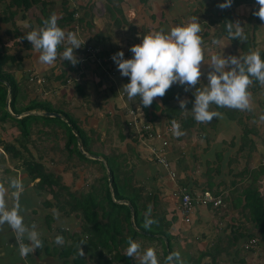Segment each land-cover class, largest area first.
<instances>
[{"label": "trees", "instance_id": "16d2710c", "mask_svg": "<svg viewBox=\"0 0 264 264\" xmlns=\"http://www.w3.org/2000/svg\"><path fill=\"white\" fill-rule=\"evenodd\" d=\"M150 1L139 0L143 4H149ZM225 2L226 0H205V2L197 4V8H195L197 11H194L197 14L193 12L192 15L194 17L199 16L198 21L200 24L206 25L207 29H212L211 33H199L202 40L208 34H212V39L218 41L226 37L229 39L232 48L230 54L234 55L239 52V56L243 57L251 51H258L261 59L264 60V52L254 49L256 46L255 32L258 24L262 22L259 17L254 15V12L259 10L258 8H252L247 19V25L251 27V31L244 28L241 36L235 35L237 31L233 19L234 8L242 5L251 6L256 4V0H232L231 7L225 9L218 7L219 4ZM62 4L60 8L61 14L56 15L53 8L54 2L46 0H0V6L2 5L0 7V31L3 29V35L11 38L9 40L12 43V45L5 44L0 36V128L5 129V124L10 123V129L13 131L15 138L14 141H17L18 144L17 149L15 145L5 140H0V148L3 152L1 156L4 159L5 154L10 161H15L14 168L22 169L27 174L26 180L34 187L37 195H47L42 201L44 208H54L63 217L74 216L79 218V230L69 233L64 229H56L57 233L51 248L45 246L48 242L47 239L40 237L43 246H45L43 252L53 255L55 258L57 257L60 261L59 264H137L136 256L132 258L126 256L125 250L128 246L127 240L129 237L136 242L137 240H147L146 242L150 241L151 243L158 242L162 248L163 262H165L166 257L170 253L175 252L172 243L174 235L171 232L174 229L177 230L178 227L175 228L174 225L180 218L178 212L173 209H162V207L160 209V194L156 187L149 185L150 189H147L144 185L145 183L142 184L143 181L135 180V173H133L135 166L129 161V155L134 156L135 153L139 157L137 155L138 152L132 147L129 149H112L113 151L100 149L105 145V141L101 140L100 129H88V131L81 120L66 111L55 108L51 102L45 99L35 97L28 99L25 103L26 98H28L27 94L13 73V70L22 69L26 57L31 55L28 52L33 50L30 42L22 39L33 29V24L29 21V26L22 28L16 24V20H24L28 17V13L37 12L38 14L31 13V16L33 15L38 28L42 27L43 21L47 20L52 14L56 15L58 26L65 33L72 31V25L76 23L82 26L81 23L84 19L81 17L76 18L80 5L78 8H72L67 1H63ZM103 5L105 12L110 14L111 22L109 21V23L111 26H117L120 29L122 21L124 24L127 23V17L121 11L113 12V7L109 6H115L114 0H104ZM229 23L233 24L232 34L228 31L227 26ZM2 25L5 27L3 28ZM145 35L146 33L142 35V38ZM103 40H106V38ZM13 45L21 48L16 54L11 51ZM66 47L68 46L63 43L58 46V55H61ZM121 50L119 47H114L108 50V54L101 53L99 58L107 60L103 62L106 68L113 62V55ZM79 51L86 53L85 48H80ZM79 51L77 50L74 53ZM21 52H25V54H21ZM130 54L129 50L125 51L124 59L129 57ZM87 57H89L88 54L82 58ZM76 58L78 62L75 66L66 60L60 62L62 68H60L58 74H55V81L65 84L67 76L69 77V74L78 71L81 57L76 56ZM98 67L99 65H96L95 68ZM105 73L107 72L105 71ZM105 73L102 72L100 77L102 78ZM251 79L252 84L248 87L249 93L260 88L264 89V84H261L254 77H251ZM93 81L95 82V80ZM123 81L127 84L130 79L124 77ZM185 87L188 86L173 84L164 97L154 98L152 105L149 107H144L138 96L130 100L125 92L122 93L130 108L137 114L140 122H157L156 124L162 128L164 124L171 126L172 121L175 120L181 125L180 130L185 136L191 137L197 132L198 138H205L206 143L209 145L210 140L206 137L207 133L204 132L206 123L197 122L192 114L186 113L193 108L194 93L199 86L196 85L195 88H189L187 92L184 90ZM114 88L116 86L113 87V85L107 88L116 104H114V113H107V115L112 116V125L107 129V133H113V138L118 145L123 144L126 140L138 143L141 141L143 134L136 136L132 129L127 126L126 120H121L120 115L123 111L122 108H119L118 105L120 104L116 101H119V94ZM75 91L86 98V101H89V94L83 89L82 84L75 83ZM184 96L189 101L186 105V111L180 109L177 99V97L184 99ZM7 105L9 110L6 108ZM213 106L216 111L223 113L227 119L240 127V136L233 137L234 140L231 141L232 144L237 143V141L241 143L236 153L243 152L248 146H250L249 149H252V144H254L252 136L256 134V131L254 127H248V123L242 118L243 111L226 107L218 108L214 104ZM33 112H54L59 116L46 117L32 114ZM15 115L20 116V118H16ZM251 118L252 116H249L247 119ZM40 121L43 124V128L38 125ZM52 125H54L53 127H58L64 133L63 150L67 159L75 158L82 164L90 165L93 168L97 166L101 169L102 175L88 189L72 192L71 187L65 185L59 173L44 167L41 163L42 158H44L42 153L37 158L33 157V149H30L29 143H26L30 140L33 133L32 128L35 126L38 134L48 136V134H53V132H51V129L46 130L45 128L46 126L52 128ZM198 128H200V131ZM131 134L134 136H131ZM172 135L173 132L169 136ZM203 150L207 151L205 148ZM252 153L253 149L240 156L241 159H244L245 167L239 173H232L233 180L230 183V188L234 190L229 195L223 198V189H220L222 184L216 185L215 188L209 174L211 168L206 172L205 187L200 188L201 193L209 190L213 196H221L226 202L232 204V208L238 211L252 225L251 231L248 230L246 232L239 225L231 223L229 225V233L224 235L223 238L218 237V246L211 250L200 252L194 261H190L189 257L183 258L184 264H202L205 258L209 260L207 264H218L217 259L221 254L233 255L231 259L233 261L230 264H244L243 258H240L241 250L239 246L241 244L248 243L257 237L264 246V194L258 189L257 185L259 181L264 179V164L259 162L257 167H253L250 164L251 158H253ZM152 156L154 157L153 154ZM215 157L219 161L223 158V154L217 152ZM183 163V159L177 160L176 164L172 165L171 168L175 170L178 168L184 173L180 185L188 193H192V186L197 187L198 184L194 182L195 185H193L191 183L190 175L193 171L182 165ZM155 165L162 171L163 168L161 166ZM219 168L220 166L217 165L215 171H219ZM4 171L7 172L9 169L5 168ZM162 172L160 175L164 177L165 175L164 173L162 175ZM109 176L111 183L109 182ZM149 206H151L149 218L157 221V223L145 228L143 225ZM205 208L208 211L213 207L208 205ZM33 212L35 211L33 210ZM51 221L52 218L46 215L45 222L50 224ZM58 235L64 238L62 247L56 243ZM42 247L37 249L40 250ZM93 258H95V261H92Z\"/></svg>", "mask_w": 264, "mask_h": 264}, {"label": "rangeland", "instance_id": "374dc122", "mask_svg": "<svg viewBox=\"0 0 264 264\" xmlns=\"http://www.w3.org/2000/svg\"><path fill=\"white\" fill-rule=\"evenodd\" d=\"M99 0H67L70 6L74 5L75 7L80 5V10L76 16L78 19L79 17L83 19L89 18V16L94 10V7L97 6V2ZM194 3L193 6L197 7V4L200 2H205V0L195 1V0H187L186 2L182 0H151L149 4H144L139 2V0H114L115 6L112 9L113 12L121 11L125 13L129 8H131L130 13H125L127 17V23L124 24L122 21L120 25V29L117 26H111L109 21L110 14L105 12L104 8V0H100L102 3V10L98 11V14H95L96 17L99 16V20L103 21L101 22V25L98 24V28L93 29H87L83 25L78 27L77 30L70 31L75 32L78 34L79 39H83L84 42H86L85 38L88 36H93L97 32H99L102 29L104 30V33L101 34V38H106L104 41L105 43L108 42L106 46L109 48H116L119 47L122 49L123 53L125 51H130V48L134 45L140 44L142 42V35L145 33L146 27L145 22L144 24H141L140 21H145V17L149 23L151 22V14H155L156 18L159 19V10L157 8V2H159L160 5H165L164 3H167L171 5L174 2V6H179V10L181 11V14H186L187 18L190 14L192 15V9L193 6L190 7L192 3ZM72 2H74L72 4ZM96 3V4H95ZM129 3V6H128ZM60 1H57V6L60 9L61 8ZM79 4V5H78ZM140 4V5H138ZM138 5L139 8H135ZM2 7V5L0 6ZM129 7V8H126ZM107 8V5H106ZM196 10V9H195ZM249 8H247V11ZM251 10V8H250ZM197 11V10H196ZM195 11V12H196ZM202 11V9H201ZM194 14H197L195 13ZM239 13H246L244 9L238 10ZM36 13V12H33ZM31 13H29L30 16ZM190 15V16H191ZM189 16V17H190ZM105 17V18H104ZM120 17V16H118ZM155 17V16H154ZM197 18L199 16H196ZM246 16H242L241 14H237L235 10H233V19H234V26L236 31H243L244 28L251 31V27H248L247 22L244 20ZM134 18V19H133ZM108 21H107V20ZM180 19V18H179ZM137 20V21H136ZM207 20V19H206ZM121 21V20H120ZM201 21V20H200ZM18 25L26 28L28 27L26 22H21V20H17ZM206 22V21H205ZM200 23V22H199ZM235 24H238L242 29H238ZM94 26V23H93ZM130 26L134 28V31L130 32ZM142 26V30H141ZM201 26V33H211L212 29L206 27V25ZM36 27V24L35 26ZM248 27V28H247ZM149 28V27H148ZM208 30V31H207ZM151 31H148L147 33H150ZM90 34V35H88ZM264 33H261L260 30L256 29L255 36H256V46L255 50H258L260 48H264ZM2 36L3 41L5 44L12 45L11 38L3 36L2 33H0ZM13 40V39H12ZM131 42H129V41ZM88 41V40H87ZM64 45L70 46L67 44V41L63 42ZM82 48L86 47L84 44H81ZM204 49V61L201 64V72L202 76L200 78V83L197 84L200 88H203V83L207 82V74L208 72L212 71L211 68V58L213 55H220L223 54L225 57L227 56H237L239 57V52L236 54H230L232 48L231 44L228 38L223 37L220 40L219 44H213L212 34H208L203 39V45ZM223 47V48H221ZM228 47V50H226ZM20 47L17 45H13L12 47V53H18L20 51ZM80 49V48H79ZM79 49H75V51H79ZM97 50V49H96ZM227 51H230L229 53H226ZM98 50L95 52L97 53ZM105 54H108V51H103ZM25 54V52H21V54ZM131 53V52H130ZM88 53H81L80 51L77 53H74V55L81 57L80 58V68L77 72H72L69 74L70 76H67L66 83L61 84L60 82H57L54 80L55 74L59 73L60 68H62V65H60V62L63 61L62 54L57 56L56 61L52 65H46L39 61V57H26L24 66H22V69L15 71L13 70V73L15 74L16 79L20 82V85L22 89L26 92L27 97L25 100V103L28 101V99H32L35 97H39V99H45L49 102H51L55 108L60 109L62 111H66L70 113L73 116H77L76 110L78 109H85L86 113H92V114H86L87 117L92 116L93 114L95 116L100 117L102 120L101 125H108L109 127L112 125L111 120L112 116L107 115L108 112H111L113 114L114 109V100L111 97V94L108 92L109 86H116L114 88L117 93L119 94V101L118 102L119 108H122V111L128 112V109H130V106L128 105L125 96H121L120 94L124 91L122 90V86L125 85L124 77L121 76V73L118 71L117 65L114 63V61L110 64L108 68L104 66L103 62L107 61L102 58H99L98 56L101 55V51L95 55V56H89L87 58H82L86 56ZM133 54L131 53L129 57L126 59H131ZM56 65V66H54ZM96 65H99V69L95 68ZM75 66V65H74ZM66 69V68H65ZM97 69V70H96ZM95 70V74L94 73ZM99 70V71H98ZM105 73V75H102L103 77H100V74L102 72ZM95 80V82L93 81ZM204 81V82H203ZM75 83H80L83 85V89L89 94V101H86L81 94H78L75 91ZM208 83V82H207ZM262 88H260L261 92L256 93L257 101L264 98V94H262ZM253 92L250 94L252 95ZM185 99V96L183 97ZM255 100L250 101L251 106L252 103ZM256 101V102H257ZM116 105V104H115ZM53 106V107H54ZM210 110H215L214 106H210ZM251 110V109H250ZM216 111V110H215ZM219 112V111H217ZM253 112V110H251ZM36 113V112H33ZM187 114H192L190 111L186 112ZM221 113V112H219ZM40 114V113H38ZM248 114V113H247ZM244 115V114H243ZM245 116V115H244ZM254 116H258L256 121H247L248 127H256V130L258 134H254L253 136L255 139V144H252L253 153L250 164L255 167L259 165L258 163L264 162V120L261 119V117H264V109L260 111V114L254 113ZM84 117V116H83ZM81 117L80 119H82ZM121 120L124 121L126 118L124 117V112L120 115ZM84 127L88 130V124L90 130H92V123L95 124V122H92L91 120L84 119ZM213 121V122H212ZM211 121V126L214 127L215 123L216 125L222 126V123L215 121L214 119ZM89 122V123H88ZM92 122V123H91ZM157 123V122H156ZM156 123H153L157 125ZM10 123H6V129L0 131V139L5 140L8 143H11L16 146L18 149L17 141H14V134L13 131L10 129ZM99 124V123H98ZM40 128H43V124L41 121L38 123ZM37 125V126H38ZM49 128L46 126V130H50L53 132V134H48V136L38 134L37 127L32 128V135L30 137V140L26 143H29L28 146L32 150L33 157L37 158L40 153L43 154L44 158H42L41 163L44 165V167L48 170L55 171L59 173L62 176V179L65 183V185H69L71 187V191H81L83 189H88L90 185L94 184L98 181L100 176L102 175L101 169L99 167H90V165H85L80 163L77 159L73 158L71 160L67 159L65 152L63 150L64 145V133H62L61 129L58 127ZM237 127V126H236ZM232 128L229 130L228 135H226V141H230V144L225 143L221 144L218 147L219 149H214L219 151L221 150L223 152V158L219 161L216 160V157L213 155L211 149H207V151H204L200 147L201 145L198 144L199 147L193 149V146L195 147L197 143H199V140L195 142V136H191L185 141V147H182L184 149H172L175 145L173 144V141H169L168 145L164 148V154L166 159L168 160L170 167L174 164H176L175 160H181L183 159L184 163L182 165L186 166L187 168L191 169L193 172L190 175L192 181H194L198 186L195 188L194 193H200V188L205 187V181L207 179L206 172L210 167L211 172L209 173L211 175V178L213 180V183L215 185H220L221 182H223L226 185H229L231 181L233 180L232 173H239L242 171L245 167L244 159H241L240 156L246 154L249 150L250 146H248L246 149L243 150L241 153H236L237 143L232 144L231 141L234 140L233 137H239L240 131L239 128ZM89 131V130H88ZM16 135V133H15ZM131 136H134L131 134ZM19 137V136H18ZM113 133L110 132L109 135H106L105 139V145L102 146L100 149H105L108 151L114 150V149H129L132 147L136 150L137 157L134 153V156L131 154L129 155V161L135 166L134 168V178L135 180H141L143 181L142 184L147 187V189H150L149 185L156 187L159 190L160 194V200H161V206L162 209L164 208H170L173 209L175 212L178 211V197L173 195V187L174 183L172 181H177V178L180 179L184 173L180 171V169H171L173 174H171L175 178H171V175L166 174L165 171H163L164 174H166V177H169L168 182L167 179H164L163 176L160 175L162 172L161 169L158 168L155 164L156 161L154 157L151 154L152 149H159L161 147V143L159 140H152V141H139L138 143H134L131 140H126L123 144L118 145L117 142H115V139L113 138ZM32 142V143H31ZM220 142V139H219ZM221 143V142H220ZM203 144V143H202ZM172 146V147H171ZM150 147V149L148 148ZM170 148V149H169ZM192 148V149H190ZM200 148V149H199ZM228 152L226 149H228ZM112 150V151H113ZM172 150V153L168 154V151ZM211 150V152H209ZM191 153H194L193 156H196L197 163H194L195 161L191 158ZM171 154V155H170ZM201 156L203 157L201 159ZM88 157V156H87ZM140 158V159H139ZM208 158L211 160L212 165L210 167L209 164L207 166V163L209 162ZM44 159V160H43ZM241 159V160H239ZM9 161L6 163L3 159V157L0 155V175L4 180H2V184L7 190L6 195L11 197L10 202L8 203L12 207L18 203L19 207L21 205H27L29 208L24 212L20 214L23 216L24 220L27 218V226L30 225V228L32 225H35V230L40 234V236H43L47 238V241L49 244L54 241L55 235H56V229H64L65 231H68L69 233L74 230H79V218H75L74 216L70 217H63L58 212L52 208H44L42 205V201L46 198V194L37 195L34 187L28 183L26 180L27 174L22 171V169H15L14 168V162ZM202 160V161H201ZM4 163V164H3ZM68 163V164H67ZM230 163V164H229ZM220 166L219 171L216 170V166ZM177 167V166H176ZM5 168H8L10 171H13L12 173H6L4 174ZM159 170H158V169ZM232 170V171H231ZM77 173V174H76ZM162 173V175H163ZM190 173V172H189ZM78 176V178H77ZM12 179H19L23 185V190L19 193L18 197H14L12 195L13 189L10 188V181ZM230 181V182H229ZM229 182V183H228ZM169 185H172L173 187H170ZM200 185V186H199ZM263 183L260 184V187H262ZM231 186V185H230ZM220 189H223V186L221 185ZM176 191V190H175ZM179 191V190H177ZM262 191V190H261ZM264 191V189H263ZM167 193V194H166ZM174 196L172 197L171 196ZM168 195L171 196L172 199H169L165 201ZM229 195V192H225L223 194V198ZM21 196L26 197L21 200ZM33 210L35 212H33ZM196 210L198 211H205V207H198ZM197 211V213H198ZM209 216L208 221H204L203 223H199L197 221V215L195 216L194 220L192 219L191 223L184 224V222L181 220H177L175 223V228L171 233L174 235V239L172 240L173 248L175 252L180 253L181 259L189 257L190 261H194L199 253L205 245H208L209 243L216 244V234L219 228L225 227L227 224L235 223V225H239L241 228H243L244 231H248L252 229V225L245 220V218L238 213L236 210L232 208V204L229 202H226L223 199L222 205L217 208V210H208ZM48 215L52 218L51 223L45 222V216ZM223 217L224 219H219L220 217ZM231 223H230V221ZM221 222V223H220ZM50 226H49V225ZM201 224V225H200ZM47 226L49 229H47ZM229 232V231H227ZM206 239H208V242L206 244H202L206 242ZM257 239V237L255 238ZM8 244L6 248L1 251L3 254H0V264H17L21 263L22 259L20 258V255L18 254V247L15 244L16 236L15 234H10L8 238H6ZM258 240V239H257ZM147 241V240H146ZM137 240V242L140 244V253L141 255L143 252L148 248H153L156 252L159 264H164L163 262V254H162V248L158 242H146ZM6 243V242H5ZM9 245V248H8ZM2 246V243L0 242V247ZM58 246L62 247V244H58ZM261 247V248H260ZM258 247L256 250H258L259 253L264 255V251L262 250L263 245ZM247 252V251H246ZM250 254L245 253L243 251V254L240 251V258L247 257ZM229 255H220L218 256V264H230L229 263ZM232 257V256H231ZM264 257V256H263ZM26 258V256H24ZM253 256H251V259L249 258L250 264H254L251 261L253 260ZM51 259V258H50ZM94 259V260H93ZM92 261H95V258H93ZM136 263L141 264V258L140 256H136ZM254 261V260H253ZM60 261L58 258L52 259L49 262H44V264H59ZM29 264V263H28ZM39 264H42L40 262ZM117 264V263H116Z\"/></svg>", "mask_w": 264, "mask_h": 264}, {"label": "clouds", "instance_id": "9594fccd", "mask_svg": "<svg viewBox=\"0 0 264 264\" xmlns=\"http://www.w3.org/2000/svg\"><path fill=\"white\" fill-rule=\"evenodd\" d=\"M259 10L254 15L264 21V0H256ZM232 0H226L218 7L225 9L231 7ZM77 16V14H76ZM232 23L228 24V31L232 34ZM238 29H242L235 24ZM201 26L197 17H192L191 22L184 25L172 27L170 32L165 34L163 30L149 33L143 36L140 44L130 48L133 54L131 59H124L123 51L117 52L112 59L117 65L121 76L128 77L130 82L122 86V90L127 94L128 99L140 98L144 107L152 105L154 98L164 97L173 84L180 86L187 85L195 88L200 83L202 76L201 64L204 61L203 40L199 35ZM236 36H241L242 32L237 31ZM32 45V48L40 53L39 61L46 65H52L58 56V46L67 41L70 45L62 53L64 60L75 65L78 61L74 55V50L81 47V41L75 32H67L58 26L57 17L52 14L43 21V26L33 29L26 36L22 37ZM220 41L213 40V44ZM212 71L207 74V85L197 88L194 93L193 108L190 111L197 122H211L214 118H219L221 113L210 110L211 105L218 108H230L237 110H249L251 94L248 92L249 85L252 84L251 77H254L261 84H264V60L261 59L258 51H251L243 57L227 56L223 54L213 55L211 58ZM179 107L186 111L187 99L177 97ZM264 120V117H261ZM173 134L177 137L183 135L180 130L181 125L172 121ZM12 195L18 197L23 190V185L19 179L10 181ZM7 189L0 184V226L5 223L13 229L18 236L17 243L22 257L33 252L35 248L43 246L40 234L35 230L36 226L29 228L24 223V218L20 214L18 203L9 208L5 195ZM151 206L145 214L144 227L149 228L157 221L150 219ZM29 241L24 243V238ZM64 238L56 237V243L62 244ZM126 256H140L141 264H159L156 252L153 248L146 249L140 253V244L131 237L127 240ZM164 264H184L179 252L170 253Z\"/></svg>", "mask_w": 264, "mask_h": 264}, {"label": "crops", "instance_id": "0c3cea01", "mask_svg": "<svg viewBox=\"0 0 264 264\" xmlns=\"http://www.w3.org/2000/svg\"><path fill=\"white\" fill-rule=\"evenodd\" d=\"M46 1H49V2H54V9H55V14L56 15H59V14H61V12H60V9L58 8V6H57V1L58 0H46ZM60 1V3H62L63 1H67V0H59ZM70 1V0H69ZM183 2L185 1H187V0H182ZM196 1V0H195ZM197 1H200V0H197ZM74 2H72V4H73ZM188 3H192V1L191 2H188ZM69 4V3H68ZM96 4V3H95ZM158 6H157V8H158V10H159V19H157L156 18V15L153 13V14H151L150 13V15H151V22L152 23H149L148 21H147V19H146V17H145V21H140V23L141 24H144L143 22H145V27H146V30H145V33H146V35H148L149 33H147L148 31H151L150 33H153V32H156V31H160V30H163L164 32H165V34H167V33H169L170 32V30H171V28L172 27H175V26H177V25H184V24H187V23H189V22H191V18L192 17H194L193 15H189L187 18H184V17H186V14L184 15V17H182L183 15L181 14V11L179 10V6L177 5V6H174V2L171 4V5H169L168 4V6H167V3H164L163 2V4H165V5H160L159 4V2H157L156 3ZM63 5V4H62ZM79 5V4H78ZM138 5H140V4H138ZM138 5L135 7V8H139L138 7ZM142 5H144V4H142ZM194 5V3H192L191 5H190V7H192ZM128 6H129V3H128ZM72 8L73 7H75L74 5H72L71 6ZM76 8H78V6L76 7ZM126 8H129V7H126ZM195 8H197V7H195V6H193V9H192V13L195 11ZM247 8H249V10L247 11ZM250 8L252 9V8H258L259 9V5L256 3V4H253V5H242V6H237L236 8H234V10L237 12V14H241L242 16H246L245 17V21L247 22V19L249 18V16H250V12H251V10H250ZM131 8H129V10H127L125 13L126 14H128V12L130 13V10ZM241 9H244L245 10V12L246 13H239L238 12V10H241ZM99 10H102V3L100 2V0L97 2V6H95L94 7V10L92 11V13L93 14H91L90 16H89V18H87V19H84L83 20V22L81 23V25H83L84 27H86L87 29H93V28H98V24L99 25H101V22L103 23V21H101V20H99L98 18H99V16L98 17H96L95 16V14H98V11ZM31 13H33V12H31ZM37 13V12H36ZM123 13V12H122ZM125 13H123V15L124 16H126L125 15ZM38 14V13H37ZM155 16V17H154ZM180 18V19H179ZM134 19V18H133ZM19 20V19H18ZM29 21L33 24V29H36V28H38V25L36 24V22H35V19H34V17H33V15L31 16V14H30V16H29V13H28V17L26 18V19H24V20H21V22H26L27 23V25L29 26ZM137 21V20H136ZM16 22V24L18 25V22H17V20L15 21ZM254 22V21H253ZM93 23H94V26H93ZM35 24H36V27H34L35 26ZM19 26V25H18ZM2 27L4 28L5 26L4 25H2ZM72 27H73V30L72 31H74V30H77L78 29V27H80L79 25H78V23H76V24H74V25H72ZM131 27V26H130ZM149 27V28H148ZM23 28V27H22ZM27 28V27H26ZM133 27H131V29H130V32H132V31H134V29H132ZM32 29V30H33ZM260 30V32L261 33H264V21H262V22H260L259 24H258V27H257V30ZM3 30V29H2ZM2 30L0 31V33H2L3 34V32H2ZM32 30H30V31H32ZM141 30H142V26H141ZM29 33V32H28ZM27 33V34H28ZM102 33H104V30L102 29V27H101V30L99 31V32H97L96 34H94L93 36H91L90 34H88V35H90L89 37L87 36L86 38H85V40H86V42H84V40L83 39H80V41H81V44H84V46H91V47H93V48H95V49H98V50H100L101 51V53H103V51H108V50H110V48L108 47L109 45L107 44L108 42H104L105 40H103V38H101V34ZM144 33V34H145ZM264 35V34H263ZM1 36V35H0ZM4 36V35H3ZM2 37V36H1ZM88 40V41H87ZM2 41H3V39H2ZM127 41H129V40H127ZM4 42V41H3ZM129 42H131V41H129ZM255 42H256V36H255ZM256 43H258V42H256ZM106 44L108 45V46H106ZM80 48H82V46L80 47ZM84 48V47H83ZM221 48H223V47H221ZM226 50H228V47H227V49ZM258 50H261V51H263L264 52V48H260V49H258ZM25 52H28V51H25ZM230 51H227L226 53H229ZM28 53H30L31 55H30V57H32V56H35V57H39V55H40V53L39 52H37L36 50H31V51H29ZM54 66H56V65H54ZM204 82V81H203ZM208 82V81H207ZM207 82H204L203 83V86H206L207 85ZM263 92H262V94H264V90H262ZM257 92H261L260 91V89L259 90H257V91H254L253 93H252V95H251V99L252 100H255L253 103H252V105L253 106H251V103H250V109L251 110H253V112H251V110L249 109V110H244L243 112H242V114H244L243 115V119L246 121V120H248V121H256V119H257V117L258 116H254V113H257V114H260V111H262L263 109H264V98L263 99H260V100H258L257 101V98H255L257 95H256V93ZM257 101V102H256ZM215 111V110H214ZM76 112H77V116H76V118H78L79 120H81L82 121V124H84V122H85V120L84 119H86V120H91L92 122H95V124H93L92 122V129H100V133H101V140L102 141H105V137H106V135H109L108 133H107V129H109L110 127L108 126V125H106V126H104V125H101L102 123V120L100 119V117H98V116H95L94 114L92 115V116H90V117H87V115L86 114H92V113H86V110L85 109H78V110H76ZM248 113V114H247ZM84 116V117H83ZM249 116H252V118L251 119H247ZM81 117H83L82 119H80ZM214 120L215 121H217V122H220V123H222V126H218V125H216V123H215V125H214V127H212L211 126V122L210 123H208V122H204V123H206L205 124V133H207V135L203 132V134L204 135H206V137H208V139L210 140V143H209V145L206 143V141H205V138H203V139H200V138H198V133L197 132H195L194 133V136H195V142L197 141V140H199V143H197V145L194 147L193 146V149H195V148H197V147H199L198 146V144L199 145H203L202 147H200L201 149H211L212 151L214 150V149H219L218 147L220 146L221 147V144H225V143H228V144H230V141H226V135H228V133H229V130H231L232 128H235L237 125L233 122V121H230L229 119H227V117L223 114V113H221V116L219 117V118H214ZM247 122V121H246ZM89 123V122H88ZM99 123V124H98ZM203 123V124H204ZM239 126H237L236 128H238ZM254 127V126H253ZM89 128H91V126L89 127V124H88V129ZM5 129H6V124H5ZM4 128L2 129V128H0V131L1 130H5ZM199 129V131H200V128H198ZM254 129H255V131H256V134H258V132H257V130H256V127H254ZM239 131H240V128H239ZM181 137V138H180ZM180 137H177V136H175L174 134L172 135V136H169V141H173V144L175 145L174 147H172V149H181L182 147H185V141H186V139H188L190 136H185L184 134L183 135H181ZM178 138H180V139H178ZM253 138H256V135H255V137L253 136ZM219 139H220V142H219ZM1 140V139H0ZM202 140H204L203 142H202ZM253 141H254V144H255V139H253ZM203 143V144H202ZM237 143L239 144V145H237ZM237 143H235L236 145H237V147L238 146H240L241 145V143H240V141H237ZM180 146H182V147H180ZM149 149H150V147H148ZM199 148V149H200ZM221 148H223V147H221ZM170 149V148H169ZM182 149H184V148H182ZM190 149H192V148H190ZM238 149V148H237ZM252 149H254V147L252 148ZM211 150H209V152H211ZM216 150V152H215V150H214V152H212L213 153V155L215 156V154L218 152V153H222L223 154V152L221 151V150H219V151H217ZM228 150H229V148L228 149H226V151L228 152ZM2 150H1V148H0V155H2ZM169 153H172V150H170V151H168V154ZM173 154V153H172ZM171 155V154H170ZM191 155V158H192V160L193 161H195L194 163H197L196 161H197V159H196V156H193L194 155V153H191L190 154ZM203 157L201 156V159H202ZM208 160H209V162L207 163V166H208V164H209V166L208 167H210L211 165H212V163L213 162H211V160L208 158ZM4 161L7 163L9 160H8V157H7V155H5L4 154ZM177 160H175V162H176ZM202 161V160H201ZM4 164V163H3ZM263 164H264V162H263ZM255 167H257V166H255ZM210 168H212V167H210ZM192 169V168H191ZM14 171V170H13ZM13 171H7V172H5L4 171V174H6V173H12ZM163 171V170H162ZM176 171V170H175ZM163 173V172H162ZM166 174H167V172H166ZM166 174H164L165 176H164V179H166V178H168L167 179V181L168 182H170L171 183V181L169 180V177H166ZM183 176H184V174L182 175V177H180V179H178L177 178V181H172L173 183H174V187L172 186V185H169L170 187H173L172 189V191L173 192H176L177 190H181V191H184V192H187L186 191V189L183 187V186H181L180 185V181H182V178H183ZM172 178V177H171ZM173 178H175V177H173ZM172 178V179H173ZM2 180H4V178H2L1 177V175H0V184H2ZM192 180V179H191ZM5 181V180H4ZM230 182V181H229ZM228 182V183H229ZM191 183L193 184V185H195V183H194V181H191ZM261 183H263V185H262V187H260V184ZM221 184H222V186H223V194L226 192H229V193H231L234 189H231L230 188V184L229 185H226L225 186V184L223 183V182H221ZM258 185V189L261 191L262 190V193L264 194V191H263V189H264V179H262L261 181H259V183L257 184ZM193 187V189L194 188H196V186H192ZM8 189H9V187H8ZM7 189V190H8ZM193 189H192V193H194V191H193ZM176 190V191H175ZM207 191H209V190H207ZM210 192V191H209ZM167 194V193H166ZM169 197H167L166 199H165V201H167V200H169V199H172L171 198V196H172V194H171V196L170 195H168ZM172 197H174V196H172ZM10 198L11 197H9V196H7V195H5V199H6V203H7V206L9 207V208H11L12 206L11 205H9L8 203L10 202ZM24 198H26V197H24ZM23 198V196H21V202H22V200L24 199ZM222 200H223V198H222ZM179 206V205H178ZM29 208V206H27V205H21L20 206V212L21 213H24L27 209ZM197 209V208H196ZM217 210V208H212V209H210V210ZM197 211L198 210H195L194 212H193V214L191 215V221H192V219L194 220V218H195V216L197 215V221H198V226H199V223H203L204 221L206 222V221H208V216H209V213H208V211L207 210H205V211H198V213H197ZM178 212V211H177ZM238 212V211H237ZM178 215H179V213H178ZM179 218H180V220H181V217H180V215H179ZM219 219H224L222 216L219 218ZM28 219L26 218L25 220H24V223H25V225H27V221ZM225 220V219H224ZM230 221V220H229ZM232 221V220H231ZM231 221H230V223H231ZM221 223V222H220ZM201 225V224H200ZM29 228H30V225L28 226ZM47 229H49L48 228V226H47ZM227 231H229V224H227L225 227H223V228H219L218 229V231H217V233L218 234H216V244H214V243H209L208 245H205L202 249H200L201 251H199V253L200 252H203V251H205V250H211V249H213L214 247H216V246H218L217 245V243H218V237H221V238H223V236L224 235H226L227 233H229V232H227ZM10 234H15V236H16V241H15V244H16V246L18 247V249H19V245H18V243H17V240H18V236H17V233L13 230V229H11L10 227H9V225L8 224H4V225H2V226H0V242L2 243V246L0 247V254H3L1 251H3V249L4 248H6L7 247V245L6 244H8V242H7V240H6V238H8L9 237V235ZM40 237H43V236H40ZM47 239V238H46ZM253 240V239H252ZM254 240H256V244L253 246H249V247H247L246 245L248 244V243H244V244H241L240 246H239V249L241 250V253L243 254V251H245V253H247V254H250V255H248L247 257H245V259H243L244 260V264H250V262L248 261L249 260V258L251 259V256H253L254 258H253V260L251 261L252 263H254V264H264V255L263 254H261V253H259L258 252V250H256L258 247H260V245L262 246L263 244H261L260 243V241L259 240H257V239H255L254 238ZM6 242V243H5ZM24 243H26V244H28L29 243V241L27 240V238L25 237L24 238V241H23ZM208 242V239H206V242L205 243H202V244H206ZM52 243L53 242H51V244H49V242H47L46 244H45V246H48V247H50L51 248V246H53L52 245ZM45 246H43L40 250L39 249H37V248H35L34 249V251L33 252H30L27 256H26V258H24V257H22L21 255H20V252H19V250H18V254L20 255V258L22 259V262L21 263H17V264H39L40 262H42V264H44V262H49L50 260L52 261V259L54 260V256L53 255H49L48 253H45V252H43V249H44V247ZM8 248H9V245H8ZM261 248V247H260ZM262 250L264 251V246L262 247ZM247 251V252H246ZM199 253H198V255H199ZM197 255V256H198ZM232 256V257H231ZM229 258V263L231 262V261H233V260H231L232 258H233V255H229L228 256ZM51 258V259H50ZM197 258V257H196ZM241 258H243V257H241ZM208 258H205L204 260H203V263L202 264H207L208 263ZM217 262H218V259H217Z\"/></svg>", "mask_w": 264, "mask_h": 264}, {"label": "built area", "instance_id": "2783aa9c", "mask_svg": "<svg viewBox=\"0 0 264 264\" xmlns=\"http://www.w3.org/2000/svg\"><path fill=\"white\" fill-rule=\"evenodd\" d=\"M98 50V49H97ZM95 48L91 46L85 47V52L88 53L89 56H95L97 51ZM99 57V56H98ZM123 96V93L120 94ZM123 110V109H122ZM124 117L126 118L127 126L132 129V132L138 136L139 134H143L141 137L142 141H152L159 140L161 143V147L159 149H152L151 154L154 155L156 162L159 166H161L165 172L169 173L168 175L173 174L171 171L170 164L163 153L164 149L169 142V135L173 132L172 125L163 127H159L153 123H143L138 119L137 114L133 109H128L123 111ZM140 136V135H139ZM145 136V137H144ZM173 178V176L171 175ZM174 196L178 197V213L185 224L191 223V215L198 207H207L208 205H212L213 208H218L222 205V197L221 196H213L211 192L205 191L203 193H188L184 191H176L173 193ZM256 244V240H251L246 245L254 246Z\"/></svg>", "mask_w": 264, "mask_h": 264}, {"label": "water", "instance_id": "95a60500", "mask_svg": "<svg viewBox=\"0 0 264 264\" xmlns=\"http://www.w3.org/2000/svg\"><path fill=\"white\" fill-rule=\"evenodd\" d=\"M6 108L9 110V106L8 105H7ZM27 114H31V113H27ZM32 114L46 116V117H58L59 116L57 113H54V112H43V113H40V114H38V113H32ZM15 117L16 118H20V116H17V115H15ZM88 157H90V156H88ZM109 182L111 183L110 176H109Z\"/></svg>", "mask_w": 264, "mask_h": 264}]
</instances>
